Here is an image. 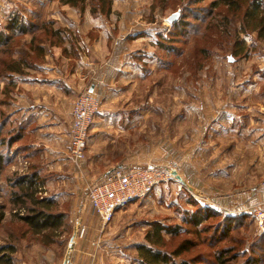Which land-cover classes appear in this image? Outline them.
Here are the masks:
<instances>
[{
    "label": "rangeland",
    "instance_id": "374dc122",
    "mask_svg": "<svg viewBox=\"0 0 264 264\" xmlns=\"http://www.w3.org/2000/svg\"><path fill=\"white\" fill-rule=\"evenodd\" d=\"M198 1L111 0L106 15L92 14L94 4L88 0L76 7L60 0H0V32L9 37L0 48V90L12 86L0 94L6 102L0 106L3 112L14 109L17 83L34 76L35 69L25 65L20 73L10 74L7 65L13 61L25 60L35 67L53 57L57 66L61 60L64 66L68 64L67 71L73 65L77 77L90 71L95 78L98 67L106 77L104 97L96 96L100 101L96 115L109 116L104 124L112 142L105 149L107 156L78 175L74 189L55 201L53 211L65 215L60 227L65 232L51 235L61 242V251L52 245L60 259L75 233L83 243L85 264H142L139 246L170 256L184 242L187 249L173 257L177 264H264V203L256 204L252 215L227 229L217 228L224 214L197 228L186 224L188 213L209 206L221 208L176 179L119 210L106 225L88 201V189L96 183L91 181L102 176L106 163L132 162L126 169L170 168L183 175L190 187L205 193L213 187L200 184L198 169L222 171L232 161L244 173L264 154V37L252 31L240 33L239 14L222 6L212 9L213 0ZM177 11L175 22L180 24L175 27L167 18ZM14 16L26 32H7L6 25ZM241 41V54L232 56L234 45ZM122 89L125 94L119 95ZM228 148L234 151L227 153ZM12 151L0 173V205L5 212L0 240L5 230L18 236L28 228L14 217L19 208L9 199L12 189L7 179L26 172ZM259 166L264 173V156ZM262 181L258 184L264 195ZM228 189L225 182L216 191L223 194ZM39 190L38 198H52L53 189ZM257 209L263 217L258 218ZM157 226L164 228L161 243L154 245ZM174 228L175 234L165 232ZM219 252L222 260L217 259Z\"/></svg>",
    "mask_w": 264,
    "mask_h": 264
},
{
    "label": "crops",
    "instance_id": "0c3cea01",
    "mask_svg": "<svg viewBox=\"0 0 264 264\" xmlns=\"http://www.w3.org/2000/svg\"><path fill=\"white\" fill-rule=\"evenodd\" d=\"M50 58L45 64L36 67L32 72L34 76L27 77L16 86L14 85L15 92L12 99L14 109L7 112L6 128L20 135L11 148L18 165L21 166L23 162L25 171L30 166L35 167L40 188L53 189L50 197L60 200L64 192L74 189L78 175L87 168H92L93 165L97 166L107 156L105 149L110 147L112 137L106 129L108 125L104 124L109 116L96 115L87 139L86 160L79 167L70 161L69 125L72 104L85 90L103 98L106 77L103 73L100 74V67L95 68V78H91L90 71H84L83 75L77 77L75 73L77 70L73 65L67 71L68 64L64 66V61L61 60L60 65L57 66V60ZM68 58L66 61L71 60L70 57ZM105 69L107 68H103ZM125 90L122 89L119 95H124ZM233 151L228 148L227 153ZM262 156L264 154L261 153L257 157V162L250 165L248 169H244V173L241 172L240 167L236 168L232 161H229L222 171L221 168L211 171H204V168L198 169L197 180L200 177L202 181L200 184H206V186L211 184L213 187L205 193L197 190L198 193L211 200L217 208L228 209L231 213L236 211L245 217L252 215L253 207L258 203H264V195L261 193L263 188L258 184L264 179V173L258 168ZM220 159L223 160L222 157ZM131 163L130 161L114 162L111 165L106 163V170L102 176L91 182L100 181L117 166H129ZM180 177L182 178L183 175ZM183 178L187 184H191L185 177ZM225 182L229 189L223 194L218 193L217 186ZM261 184L264 185V181ZM4 232L5 236L0 240V247L7 245L13 247V252L9 253L12 264H62L65 258L64 255V258L60 259L59 253L52 248L55 243L61 251V242L58 240L44 243L34 239L35 236L30 233H24V235L20 233L16 236L17 232L14 233L12 230ZM81 244L83 243L80 239H75L68 264L87 262V258L82 256L85 252L81 249Z\"/></svg>",
    "mask_w": 264,
    "mask_h": 264
},
{
    "label": "trees",
    "instance_id": "16d2710c",
    "mask_svg": "<svg viewBox=\"0 0 264 264\" xmlns=\"http://www.w3.org/2000/svg\"><path fill=\"white\" fill-rule=\"evenodd\" d=\"M63 4L69 5L71 7H76L79 4L83 6L86 0H60ZM91 1L94 5L91 7V13H101L108 14L110 12L111 0H88ZM199 2L194 0V3ZM263 0H213L211 3V8L216 9L219 7H226L227 12H233L240 17V33H248V31L256 32L259 38L264 37V7ZM180 23L175 22L173 26H178ZM7 32H26L27 29L23 23L14 16L6 25ZM9 42V37L0 32V48L7 45ZM243 41L239 44L234 45L232 56L240 55L243 50ZM38 46L37 50L42 52V47ZM237 48V50H236ZM25 65L28 69H36L37 66L30 67L26 64L25 60L22 61H13L11 64L7 65V70L10 74L20 73L21 66ZM24 67V66H23ZM14 86V85H13ZM0 90V94H6L7 89H12V86H7ZM6 104L5 101L0 100V106ZM0 109V173L9 162L8 153L11 151L13 144L20 137L19 133H13V131L6 128L8 117L7 113L1 112ZM6 133H5V132ZM6 149V153H5ZM37 171L35 167L30 166L29 169L23 174L14 173L12 177L7 179L8 185L11 187L12 192H10V203L13 207H18L19 212H14V217L19 221L24 223L28 228L24 229L25 231L21 232V235L24 233H30L35 238L39 237V241L48 243L53 242L55 238L51 235L56 234L55 237H58V234L64 233L65 230H62L61 225L62 221L65 219L63 213H57L53 211V208L57 205L56 200L47 197L38 198L40 184L39 178L37 176ZM21 209L24 213L21 212ZM22 213V214H21ZM224 214L223 219L218 222L217 228H230L232 224L240 219L245 218L242 214H229L224 210L216 208L205 207L200 208L194 212L188 213L187 218H185V223L192 226L193 228L200 227V225L205 222V220L212 218L214 216H219ZM5 219V212L2 205H0V226ZM224 222V224H222ZM162 226H157L154 228L155 239L151 241L154 245H159L161 243ZM224 230V229H223ZM225 231V230H224ZM166 233L175 234L177 228L165 230ZM185 244V242H184ZM182 244L177 250L169 255L159 252L152 251L151 248L146 246H139L137 248L138 256L141 259L142 264H177L173 257L180 255L182 251L186 248V244ZM5 252L3 255H1ZM13 252V247L11 245L0 247V264H12V258L9 253ZM223 253L219 252L217 255L218 260H222L221 257ZM222 264L224 262H221ZM179 264H187L185 261H181Z\"/></svg>",
    "mask_w": 264,
    "mask_h": 264
},
{
    "label": "built area",
    "instance_id": "2783aa9c",
    "mask_svg": "<svg viewBox=\"0 0 264 264\" xmlns=\"http://www.w3.org/2000/svg\"><path fill=\"white\" fill-rule=\"evenodd\" d=\"M99 109L98 98L86 91L79 94L73 103L69 125V159L77 167L85 159L89 128ZM172 181L174 177L163 168L116 169L90 186L88 201L101 224L106 225L116 212L147 197L155 187ZM256 213L258 218L263 217L259 209Z\"/></svg>",
    "mask_w": 264,
    "mask_h": 264
},
{
    "label": "water",
    "instance_id": "95a60500",
    "mask_svg": "<svg viewBox=\"0 0 264 264\" xmlns=\"http://www.w3.org/2000/svg\"><path fill=\"white\" fill-rule=\"evenodd\" d=\"M179 18V11L171 14L168 18H167V22L168 23H173L175 22L177 19ZM127 166L126 165H120V166H117L115 169H119V170H124L126 169ZM149 168H159V167H156V166H149ZM168 172L171 173V175L174 177V179H176L182 186H185L188 188V190L190 191H193L194 193L198 194V191L193 189L192 187H190L181 177L180 175L173 169H170V168H167L166 169ZM75 239H76V236H75V233L70 237L69 239V243H68V246H67V250H66V254H65V258L62 262V264H68L69 263V256H70V253L73 249V244L75 242Z\"/></svg>",
    "mask_w": 264,
    "mask_h": 264
}]
</instances>
